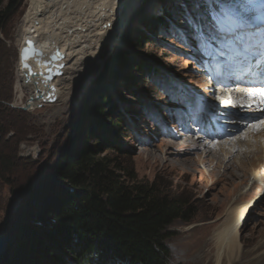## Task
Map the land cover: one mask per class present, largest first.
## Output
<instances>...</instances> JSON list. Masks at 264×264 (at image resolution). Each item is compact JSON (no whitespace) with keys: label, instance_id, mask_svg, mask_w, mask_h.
I'll list each match as a JSON object with an SVG mask.
<instances>
[{"label":"rangeland","instance_id":"1","mask_svg":"<svg viewBox=\"0 0 264 264\" xmlns=\"http://www.w3.org/2000/svg\"><path fill=\"white\" fill-rule=\"evenodd\" d=\"M6 4L7 0H0V8ZM29 6V0H23L0 32V85L12 92L6 105L23 114L6 116L22 134L14 152L23 162L16 170L15 185L0 184V234L12 226L14 232L20 223L46 229L33 217L22 221L24 211L39 206L30 188L47 178L67 148L82 147L85 141L88 146H115V151L105 154L117 160L126 179L127 171L133 170L139 181L156 182L182 194L196 208L189 223L176 221L168 228L170 264H216L219 247L215 234L227 210L247 203L250 209L241 217L239 247L230 264H264V176L260 172L256 180L249 174L258 165L260 157L255 158L261 151L251 154V159L244 155L254 151L249 149L254 142L247 143L246 137L264 131V125L253 131L255 121L241 111L245 114L242 120H233L239 118L235 115L219 118L223 105L213 95L215 88L190 49L177 38L187 40L188 28L195 29L181 23L192 10L191 3L183 7L177 0H121L114 36L98 57L84 64L83 72L72 77L63 93L54 88V102L36 101V106L23 111L34 92L29 87L23 92L17 89V32ZM169 13L174 16L168 19L170 26L150 32L153 22L167 20ZM208 29L204 25L199 31ZM48 37L55 42L52 32ZM102 96L109 98L103 107L104 118L87 115L86 108L99 103ZM112 123L120 124L116 132ZM12 134L8 131L5 137ZM209 148L212 154L207 156ZM147 150L156 160L149 159ZM29 166L32 180L21 184ZM11 242L12 237L10 251ZM49 260L44 258L46 263Z\"/></svg>","mask_w":264,"mask_h":264},{"label":"trees","instance_id":"2","mask_svg":"<svg viewBox=\"0 0 264 264\" xmlns=\"http://www.w3.org/2000/svg\"><path fill=\"white\" fill-rule=\"evenodd\" d=\"M22 1L7 0L0 8V32ZM173 17L169 13L167 20H155L150 32L170 26L167 22ZM11 99L10 88L0 85V184L7 186L15 185L16 170L23 162L14 152L22 134L6 120L23 114L6 105ZM108 100L102 96L85 113L104 118ZM119 126L112 123L111 129L116 132ZM8 131L13 134L6 138ZM113 150L115 146H88L85 141L82 147L67 148L47 178L31 186L39 206L22 216V221L35 218L46 229L18 224L11 235L12 251H6L0 264H170L168 228L176 221L189 223L197 210L182 194L156 182L139 181L133 170L127 171L126 179L117 160L105 154ZM25 169L21 184L32 180L30 166Z\"/></svg>","mask_w":264,"mask_h":264},{"label":"bare ground","instance_id":"3","mask_svg":"<svg viewBox=\"0 0 264 264\" xmlns=\"http://www.w3.org/2000/svg\"><path fill=\"white\" fill-rule=\"evenodd\" d=\"M120 1L29 0V9L23 17L17 32V43L21 49L26 41H31L35 49L42 53V61L50 60V56L54 53L61 55L62 59L57 62L63 64L60 68L61 75L58 78L56 77L57 81L51 82L49 85L51 88L49 92L52 95H54V88L55 92L63 93L68 88L72 77L83 72L84 64L94 60L97 54L100 53L101 48L111 41L116 30L114 21L116 20V12ZM252 4L258 16L262 10L261 7L264 6V0H252ZM49 32L53 33L55 42L49 40ZM44 40H46L45 43ZM28 63L36 75H38L39 70H44V67L38 66L37 61L33 59H30ZM17 68V89L23 92L26 87H29L33 89L35 94L33 80L26 83V71L20 68V64ZM35 79L39 84L40 91L46 92L47 88L41 85L40 77L37 76ZM243 81L240 80V82ZM208 82L215 88L213 95H215L216 101L223 105L219 116L220 119L225 116L224 119L226 120L227 116H232L229 118H233L235 115L239 118L233 120L237 121V119L243 118L245 114H248L250 118L260 117L261 113L257 111L261 107L258 99L249 98L248 96V93L252 90L251 86H242L229 81L227 85L220 87L218 84H213L211 80H208ZM31 96L34 97V95ZM246 108L248 109L247 111L243 110ZM240 111L245 112V114H240ZM246 141L247 143L254 142L253 145H249V149L253 148L254 151H247L244 154L246 159H251V154L261 151L255 158L260 157L257 160L258 165L252 166V170H249V174L253 176V179L256 178L257 180L260 172L264 176V171H262L264 169V131L251 132L246 137ZM233 147H237V142ZM147 151L149 159L156 160V155L151 153L152 151L150 152V150ZM206 154L207 156L212 154L210 148ZM249 207L250 204L247 203L246 205H238L227 210L224 221L215 234L219 247L215 258L216 264L233 263L232 255L239 247L238 235L241 217L246 211L245 217L247 216Z\"/></svg>","mask_w":264,"mask_h":264},{"label":"snow or ice","instance_id":"4","mask_svg":"<svg viewBox=\"0 0 264 264\" xmlns=\"http://www.w3.org/2000/svg\"><path fill=\"white\" fill-rule=\"evenodd\" d=\"M186 7L191 3L189 10L182 18L181 23H186L194 28L208 25L214 33L213 39L231 42L236 49L243 51L249 64L246 77L250 81L252 90L248 93L250 98L258 99L260 108L257 109L264 115V17H258L252 0H177ZM29 47L21 49L22 63L29 59V52L42 55L32 42H27ZM58 55V53H57ZM27 68L28 64L24 63ZM255 121L251 124L253 131L264 125V119L252 117Z\"/></svg>","mask_w":264,"mask_h":264},{"label":"water","instance_id":"5","mask_svg":"<svg viewBox=\"0 0 264 264\" xmlns=\"http://www.w3.org/2000/svg\"><path fill=\"white\" fill-rule=\"evenodd\" d=\"M29 41H26L24 43V46H22L21 49L29 47L28 43ZM33 46V45H32ZM21 49L19 51V64H20V68L25 70V82L28 83L29 81L33 80V87L35 89V94L34 97L30 96L29 100L27 101V103L21 108V110L26 111L28 109H31L33 106H36V104L34 102L36 101H42V102H46V103H52L54 102L55 98L54 96L49 92V89H51L49 87L50 83L52 82V80L56 77V76H60L61 75V71L60 68L63 66V64H59L57 63L58 61H60L61 55L58 53H54L50 56V60L48 61H42V55H34L31 52H29V59H27L26 61H24V63L28 64V67L25 68L24 67V63H22L21 60ZM38 51V50H37ZM40 52V51H38ZM30 59H33L35 61H37L38 66L40 67H44V70H39L38 71V75H36L33 70L31 65L28 63V61ZM40 77V83L43 87L47 88L46 92H42L39 89V84L37 81H35L36 77ZM32 105V106H31ZM13 228L14 226L11 227V229H5V232L3 234H0V260L3 257V255L6 253L9 243L11 241V234L13 233Z\"/></svg>","mask_w":264,"mask_h":264}]
</instances>
